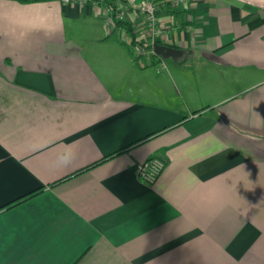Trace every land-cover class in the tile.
Wrapping results in <instances>:
<instances>
[{
    "label": "crops",
    "instance_id": "obj_1",
    "mask_svg": "<svg viewBox=\"0 0 264 264\" xmlns=\"http://www.w3.org/2000/svg\"><path fill=\"white\" fill-rule=\"evenodd\" d=\"M158 18L169 76L101 5L0 0V264H264V0Z\"/></svg>",
    "mask_w": 264,
    "mask_h": 264
},
{
    "label": "built area",
    "instance_id": "obj_2",
    "mask_svg": "<svg viewBox=\"0 0 264 264\" xmlns=\"http://www.w3.org/2000/svg\"><path fill=\"white\" fill-rule=\"evenodd\" d=\"M103 0H84L98 6ZM191 0H161L158 3L149 1L142 2L138 8L134 5V0H107L108 6L104 7L105 23L109 33H118L119 41L125 45L136 61L144 60L148 62L156 57L153 52V45L158 44L165 33L158 18L159 10L162 6H169L172 9L185 7ZM68 3V1H65ZM136 10L140 16V25L127 32L123 27H118V23H126L131 10ZM133 35V36H132ZM137 37H140L138 39ZM167 71L165 65L160 62L159 72ZM165 164L158 158H151L138 165L136 174L138 179L147 185H152L162 173Z\"/></svg>",
    "mask_w": 264,
    "mask_h": 264
},
{
    "label": "trees",
    "instance_id": "obj_3",
    "mask_svg": "<svg viewBox=\"0 0 264 264\" xmlns=\"http://www.w3.org/2000/svg\"><path fill=\"white\" fill-rule=\"evenodd\" d=\"M3 1H13V2L22 4V5H28V4H40V3L57 2V1L58 2L59 1H68V3H80V2H82L84 0H3ZM149 2H151V1H149ZM153 3H158V2H153ZM100 5L103 6V7L108 6L107 0H103L102 2H100L98 4V6H100ZM118 27H121V28L123 27V29H125L127 32L132 33V28L131 27H128V26L126 27L125 23H123V24L122 23H118ZM95 165H97V164H95ZM95 165H93V167ZM86 169H88V168H86ZM39 193H40V190L39 191H36V192H33V193H30V194L24 196L23 198L15 201V202H13L12 204H10V206L4 208V210H2V211L8 210L11 207H15L16 205H19L22 202L31 199L32 197L36 196Z\"/></svg>",
    "mask_w": 264,
    "mask_h": 264
},
{
    "label": "water",
    "instance_id": "obj_4",
    "mask_svg": "<svg viewBox=\"0 0 264 264\" xmlns=\"http://www.w3.org/2000/svg\"><path fill=\"white\" fill-rule=\"evenodd\" d=\"M153 52L157 57L161 58L162 60L171 59L173 61L181 59L185 54V52L183 51L159 44L153 45Z\"/></svg>",
    "mask_w": 264,
    "mask_h": 264
},
{
    "label": "rangeland",
    "instance_id": "obj_5",
    "mask_svg": "<svg viewBox=\"0 0 264 264\" xmlns=\"http://www.w3.org/2000/svg\"><path fill=\"white\" fill-rule=\"evenodd\" d=\"M138 39H140V37H137ZM164 62V65L168 68V71H169V74L167 75V76H169L170 75V69H169V65L170 64H174L171 60H164L163 61ZM139 63L142 65L143 63H144V60H140L139 61ZM149 70H150V72L152 73V74H155L154 73V70H153V68L151 67V68H148Z\"/></svg>",
    "mask_w": 264,
    "mask_h": 264
}]
</instances>
